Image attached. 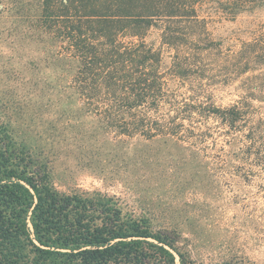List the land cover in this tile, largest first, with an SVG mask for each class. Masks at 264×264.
I'll use <instances>...</instances> for the list:
<instances>
[{
  "label": "trees",
  "instance_id": "obj_1",
  "mask_svg": "<svg viewBox=\"0 0 264 264\" xmlns=\"http://www.w3.org/2000/svg\"><path fill=\"white\" fill-rule=\"evenodd\" d=\"M201 1L42 0L33 27L39 40L59 45L80 102L128 139L222 141L236 147L231 159L264 170V120L252 116L247 100L219 107L205 91L204 61L219 45L197 13ZM16 4L0 0V11ZM153 28L173 52L169 68L145 41ZM231 66L236 75L253 74L246 99H264V37L244 44ZM0 264L202 263L180 232L153 230L150 221L124 214L115 197L60 193L44 159L0 124Z\"/></svg>",
  "mask_w": 264,
  "mask_h": 264
},
{
  "label": "rangeland",
  "instance_id": "obj_2",
  "mask_svg": "<svg viewBox=\"0 0 264 264\" xmlns=\"http://www.w3.org/2000/svg\"><path fill=\"white\" fill-rule=\"evenodd\" d=\"M12 1L15 7L0 11V124L44 159L55 188L115 197L124 214L150 221L153 230L180 232L198 263L264 264V170L231 159L236 147L222 141L128 139L111 128L80 102L59 45L38 39L42 0ZM196 10L219 45L204 61L205 91L219 107L247 100L252 116L264 120V99H246L253 74L236 75L231 66L244 44L264 37V0H203ZM161 31L153 28L145 41L162 52L166 69L173 52Z\"/></svg>",
  "mask_w": 264,
  "mask_h": 264
}]
</instances>
